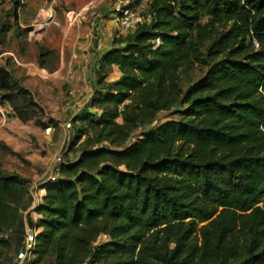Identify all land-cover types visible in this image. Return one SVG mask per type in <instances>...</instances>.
I'll return each instance as SVG.
<instances>
[{
  "label": "trees",
  "instance_id": "16d2710c",
  "mask_svg": "<svg viewBox=\"0 0 264 264\" xmlns=\"http://www.w3.org/2000/svg\"><path fill=\"white\" fill-rule=\"evenodd\" d=\"M7 2L0 54L21 35L24 0ZM142 14L100 55L72 118L75 154L27 214L39 230L32 264H264V0H149ZM40 49L55 68L42 57L57 52ZM0 104L61 128L10 58ZM30 183L0 161V264L25 233Z\"/></svg>",
  "mask_w": 264,
  "mask_h": 264
},
{
  "label": "rangeland",
  "instance_id": "374dc122",
  "mask_svg": "<svg viewBox=\"0 0 264 264\" xmlns=\"http://www.w3.org/2000/svg\"><path fill=\"white\" fill-rule=\"evenodd\" d=\"M27 1L24 0V6L27 5ZM90 1L92 0H43V2L42 0H34L35 5L32 9L35 13L26 15V18L22 15L24 16L22 20L19 17L20 20L14 22V28L18 26L21 35L11 37L8 49L13 51L22 61H30L40 65V47L44 46L55 50L57 53L55 56H44L42 59L49 67L56 65L60 60L59 49L63 42L65 43V54L68 53L66 48L71 45L73 28L81 20L82 14L86 17V22H89L93 19L94 13H97L94 16L98 13L103 14L105 7L113 0H99L96 1L97 3L91 4ZM8 3L0 6V22L5 17L3 11L9 8ZM26 24L28 26H24ZM66 25L70 27V30L64 37V30L62 29ZM27 29L30 31L25 32ZM118 33L121 34L119 31ZM42 34L44 35L41 37ZM19 75L21 76V74ZM19 75L16 76L20 79ZM196 75V77L202 75L200 69H196ZM70 106L72 104L64 105L65 112L69 116L70 112L77 110L75 106ZM4 107L10 108L8 105H4ZM167 114V112L162 113V118H165ZM10 116L6 126L0 127V161L2 167L7 172H17L28 177L31 180L29 186L33 182L40 186V182L54 171L53 158L56 154L64 153L65 155L67 152L75 154L74 150L70 149V140L68 142L65 139L62 125L58 130L54 126L44 129L32 121L23 123L17 118L12 120L13 116ZM60 131H62V135L59 134ZM45 192L44 188L43 194ZM19 245L20 243H13L11 249L7 250L3 256L2 264H15L14 258Z\"/></svg>",
  "mask_w": 264,
  "mask_h": 264
},
{
  "label": "crops",
  "instance_id": "0c3cea01",
  "mask_svg": "<svg viewBox=\"0 0 264 264\" xmlns=\"http://www.w3.org/2000/svg\"><path fill=\"white\" fill-rule=\"evenodd\" d=\"M96 1L99 0H92L90 4L97 3ZM114 1L105 7L103 14L98 13L97 18L94 16L97 13H94L93 19L89 22H86V17L82 14L81 20L73 28L71 45L66 48L68 53L65 54V43L63 42L59 49L60 60L52 70L30 61L24 62L9 49L0 54L1 62L10 58V67L15 76L21 74L19 76L22 78H20L22 84L33 92L36 100L45 108L48 115L61 120L62 124L69 118L64 105L72 104L78 111L89 101L93 92L99 57L114 45V34L120 32L113 9ZM34 5V0H28L27 5L19 10L21 20L24 16L26 18V15L35 13L32 9ZM62 30H64L63 36L65 37L70 27L66 25ZM98 44H102V49H98ZM12 53L15 57L11 55ZM23 57L26 58V56ZM120 75L119 68L113 66L108 79H117ZM12 118V120L15 119L14 116ZM30 210L28 207L23 212L25 227L29 226L26 218ZM31 217L36 219L40 215L33 211Z\"/></svg>",
  "mask_w": 264,
  "mask_h": 264
},
{
  "label": "built area",
  "instance_id": "2783aa9c",
  "mask_svg": "<svg viewBox=\"0 0 264 264\" xmlns=\"http://www.w3.org/2000/svg\"><path fill=\"white\" fill-rule=\"evenodd\" d=\"M149 0H115L114 1V13L116 15L117 22L119 24L120 33L126 35L133 32L139 24L146 19L142 14V11L146 8ZM159 42V40H157ZM256 46L260 45L258 39H254ZM102 44H98V49H102ZM10 53V52H9ZM13 57L14 54H11ZM73 107V106H70ZM71 109V108H68ZM75 112H70V116L62 124L64 129L65 139L69 142L71 138L72 118ZM11 115V109L6 108L0 104V127H5L8 121V117ZM54 171L43 181L40 182V186L33 182L30 185V198L31 205L29 206L33 210L42 200L44 188L43 185L51 180H55L60 175L61 164L64 162V153H58L54 156ZM30 210V211H31ZM38 228L27 226L23 235L22 241L16 252L14 263L15 264H32L35 259V250L37 247V235Z\"/></svg>",
  "mask_w": 264,
  "mask_h": 264
}]
</instances>
